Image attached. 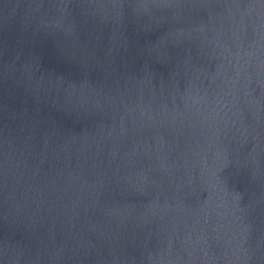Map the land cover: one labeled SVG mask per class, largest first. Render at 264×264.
<instances>
[{"label":"water","instance_id":"95a60500","mask_svg":"<svg viewBox=\"0 0 264 264\" xmlns=\"http://www.w3.org/2000/svg\"><path fill=\"white\" fill-rule=\"evenodd\" d=\"M0 264H264V0H0Z\"/></svg>","mask_w":264,"mask_h":264}]
</instances>
